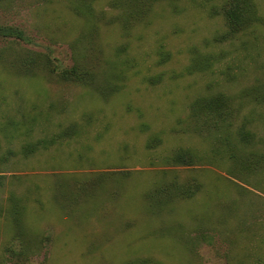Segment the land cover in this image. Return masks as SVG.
Listing matches in <instances>:
<instances>
[{"label":"rangeland","instance_id":"rangeland-1","mask_svg":"<svg viewBox=\"0 0 264 264\" xmlns=\"http://www.w3.org/2000/svg\"><path fill=\"white\" fill-rule=\"evenodd\" d=\"M110 1L0 0V27L24 36H0V264H264V103L238 161L214 135L187 129L199 94L264 92V0H254L259 21L224 43L214 40L224 19L202 0L177 11ZM216 56L182 76L193 57ZM76 61L98 72L94 84L65 78ZM113 72L123 88L103 96V80H120ZM67 128L77 133L23 153ZM179 148L208 157L166 164ZM164 182L200 186L162 202L151 194Z\"/></svg>","mask_w":264,"mask_h":264},{"label":"trees","instance_id":"trees-1","mask_svg":"<svg viewBox=\"0 0 264 264\" xmlns=\"http://www.w3.org/2000/svg\"><path fill=\"white\" fill-rule=\"evenodd\" d=\"M141 1V0H138ZM146 1V0H143ZM154 2L157 0H149ZM170 3L174 11L179 8V3L183 0H165ZM192 1V0H191ZM110 3L113 8L121 7L119 0H111ZM200 6H207L211 16H221L224 19L226 29L218 33L214 40L215 42L224 43L234 40L237 36L250 30L260 19L258 15V7L254 0H202L198 2ZM91 16L94 12L89 11ZM90 16V17H91ZM143 14H136L135 19L143 18ZM124 29H127L126 25L121 24ZM129 32V31H128ZM124 31L123 34H128ZM14 35L18 38L24 39L23 33L20 30L15 31L12 27H0V36ZM159 62L164 63L170 59L171 53L164 49H160ZM34 62L35 58H31ZM216 62H219L218 57L198 58L193 57L191 63L185 68L184 75H192L196 72H204L212 67ZM112 69V68H111ZM98 75V72L96 73ZM94 75L92 69L88 68L84 64H79L77 61L70 68L69 72H63L65 78L80 84H94L97 75ZM117 74L120 80L115 81L111 76V80H103L101 83L109 90L123 88V81L126 80L124 73L113 72ZM146 77L145 79H147ZM163 79L162 75L156 77H149L148 81L155 84ZM109 91L103 89L102 94ZM264 103V92L257 88H244L237 94H230L225 90H219L216 92H206L197 95L189 103L188 113V130H193L199 134L210 133L219 140L221 145L228 149L229 159L238 161V149L240 146L251 145L257 139V131L255 128V108ZM248 105H252L251 110L245 114L244 110ZM72 129H64L60 134L51 138L40 139L35 142H29L23 147V153L25 156H29L36 152L40 148H47L58 142L60 135L72 136L77 131H71ZM213 133V134H212ZM61 138V137H60ZM264 142V137H263ZM160 138L153 137L151 141L147 143L148 148H153L159 145ZM264 144V143H263ZM206 155H201L198 151L191 148H179L171 155H168L164 162L169 165H184L191 166L203 159L207 158ZM164 185L160 183L153 189L151 197H162V202H165L171 195H180L183 197L192 196L199 189V183H191L186 186L180 185L176 182H164Z\"/></svg>","mask_w":264,"mask_h":264}]
</instances>
